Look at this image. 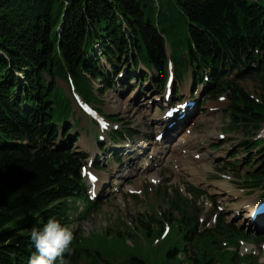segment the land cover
<instances>
[{
  "label": "trees",
  "instance_id": "trees-1",
  "mask_svg": "<svg viewBox=\"0 0 264 264\" xmlns=\"http://www.w3.org/2000/svg\"><path fill=\"white\" fill-rule=\"evenodd\" d=\"M177 2L188 21L179 40L169 34L175 33L177 20L164 16L161 7L157 21L147 17L146 7H156V0H0V264H28L35 252L31 229L40 228L49 217L71 227L74 198L90 200L82 175L87 157L73 147L81 120L68 91L58 85L59 78L73 80L76 87H69L71 94L101 105L103 96L95 92L93 83L100 81L106 91L113 88L123 63L136 73L126 78L136 77L140 84L146 80L159 94L165 89L170 63L175 73L171 99L175 100L181 97L176 69L185 64L193 72L194 84H202L204 97L228 99L224 109L230 119L228 129H242L248 136L261 129L264 5L252 0ZM247 78L258 82V96L241 86ZM107 117L119 122V116ZM133 131L129 125L122 126L113 132L118 134L114 138ZM241 148L250 154L244 186L260 188L264 169L252 171L251 150L264 155V141L248 138ZM190 190L207 195L195 186ZM171 204L179 216L169 212L162 218L179 220L189 243L197 245L205 238L221 244L228 238L238 246L240 240L251 238L222 216L213 227L198 231L200 209L192 206L191 199L178 193ZM72 231L73 251L64 254L67 264H79L85 257L107 262L100 252L81 247L78 232ZM175 253L172 250L170 255ZM188 255L199 263L216 262L208 251L201 258L196 251ZM247 257L236 249L232 260ZM122 264L146 261L132 256Z\"/></svg>",
  "mask_w": 264,
  "mask_h": 264
},
{
  "label": "rangeland",
  "instance_id": "rangeland-1",
  "mask_svg": "<svg viewBox=\"0 0 264 264\" xmlns=\"http://www.w3.org/2000/svg\"><path fill=\"white\" fill-rule=\"evenodd\" d=\"M252 1L264 5V0ZM160 7L164 16L177 20L175 33L169 34L179 40V33L188 28L181 6L177 0H156V7H146L147 17L157 21ZM164 26L168 27L166 23ZM176 52L180 53L178 49ZM122 65L113 88L106 91L100 81L93 83L95 92L103 96V103L92 102V105L106 116H119V123L110 120L107 128H98L77 107L75 95L69 92V82L61 78L57 80L58 85L68 91L77 112L76 118L81 120L76 127L80 138L73 141V147L88 157L85 180L89 195L92 194L90 173L97 172L100 181L98 184L93 181L99 190L96 200L92 197L90 200L75 197L73 200L75 213L72 214L71 228L80 236L79 245L100 252L109 264H122L132 256L144 259L146 264H203L202 260L199 263L188 255L194 256L195 251L200 258L204 251L211 253L216 258L214 264H264V218L255 221L252 216H246L249 207L241 204L244 200L260 199L264 191V183L256 189L244 186L245 162L250 163V154L241 148L248 138L264 141V124L249 136L242 129H228L230 119L224 113L228 99L224 95L203 99L200 85L194 88L193 72L185 64L176 69L180 80L176 87L183 98L175 100L166 99L146 80L140 84L136 77L126 78L128 74L136 73L128 65ZM240 84L258 96L260 87L255 78L241 80ZM170 101L174 104L171 106L179 105V108L173 110L166 125L162 119L168 116L165 113L170 110ZM188 101L195 106L189 109V113L180 112ZM162 124L170 131L162 129ZM125 125H129L133 133L116 140L114 137L118 134L110 130H120ZM161 135L163 137L159 139ZM183 135L186 138H182L180 146L185 147L178 151L184 158L178 163L177 159H168L166 154L173 152V143ZM238 150L240 153L232 157ZM258 152L257 149L251 150L255 158L251 164L254 173L264 169V155ZM237 160L241 162L234 166ZM191 186L203 189L207 195H197L190 190ZM178 193L190 198L192 206L200 209L198 231L213 227L217 216H222V220L231 226L250 234L249 240L239 242L237 246L240 255L250 256L234 262L232 257L236 246L228 238H223L221 244H211L205 238L197 245L195 241L187 242L186 227L181 226L179 220L162 218V215L170 216L169 212L173 217L179 216L171 204ZM172 250L177 253L170 255ZM107 262L85 257L79 264Z\"/></svg>",
  "mask_w": 264,
  "mask_h": 264
},
{
  "label": "clouds",
  "instance_id": "clouds-1",
  "mask_svg": "<svg viewBox=\"0 0 264 264\" xmlns=\"http://www.w3.org/2000/svg\"><path fill=\"white\" fill-rule=\"evenodd\" d=\"M30 240L35 252L28 264H67L64 254H71L74 234L70 226L56 217H49L40 228L33 227Z\"/></svg>",
  "mask_w": 264,
  "mask_h": 264
},
{
  "label": "bare ground",
  "instance_id": "bare-ground-1",
  "mask_svg": "<svg viewBox=\"0 0 264 264\" xmlns=\"http://www.w3.org/2000/svg\"><path fill=\"white\" fill-rule=\"evenodd\" d=\"M168 53H169V55L171 54V50H170V46H169V48H168ZM168 90H169V88H168ZM167 90V92L164 94L165 95V98L166 99H168V100H170V92ZM75 97L76 98H80L79 96H77V95H75ZM86 103V102H85ZM90 105H92V103H89ZM189 109H191V108H186V109H184V110H186V112L187 113H189L190 111H189ZM182 110H183V108H182ZM166 115V114H165ZM170 118V116H165L163 119H162V122H165V124H166V121L168 120ZM165 124H162V125H160L161 127H162V129L164 128V130L165 131H170V128H168ZM160 133V132H159ZM182 138H186L185 137V135H183V136H181L179 139H178V142H176V143H173V146H172V150H173V152H170L169 154L167 153L166 155H168L167 156V158L168 159H172L173 161L175 160V159H177V160H175V161H178V163L179 162H181V160H183V158H184V155L181 153V151H178L179 149H181L182 147L184 148L185 146H180L181 145V141H182ZM159 140V139H158ZM160 141V140H159ZM188 141H189V139H188ZM184 144V143H183ZM121 152V151H120ZM181 159V160H180ZM205 167H208V166H206V165H204ZM91 175H95V176H97L98 178H99V174L97 173V172H91L90 173ZM102 174H104V173H102ZM101 175V174H100ZM102 177L104 176V175H101ZM105 177V176H104ZM154 178H156V175H154L153 176ZM98 181H99V179H98ZM98 181H97V184H98ZM100 182V181H99ZM91 187H92V191L95 193V192H97V191H99L98 190V185L96 186V183L94 184V183H92L91 184ZM254 200V201H253ZM256 201H258V198L256 199V198H253V199H250V201L249 200H244V202H241V204L242 205H245V204H247L245 207L246 208H248V211L247 212H249L248 214H246V216H248V217H251V214H252V210H254V208H255V203H256ZM245 216V217H246ZM247 218V217H246ZM261 221H263V220H261ZM263 223V222H262ZM259 225V224H258Z\"/></svg>",
  "mask_w": 264,
  "mask_h": 264
},
{
  "label": "snow or ice",
  "instance_id": "snow-or-ice-1",
  "mask_svg": "<svg viewBox=\"0 0 264 264\" xmlns=\"http://www.w3.org/2000/svg\"><path fill=\"white\" fill-rule=\"evenodd\" d=\"M91 178H92L93 180H95V179H96V177H95V176H92Z\"/></svg>",
  "mask_w": 264,
  "mask_h": 264
},
{
  "label": "water",
  "instance_id": "water-1",
  "mask_svg": "<svg viewBox=\"0 0 264 264\" xmlns=\"http://www.w3.org/2000/svg\"><path fill=\"white\" fill-rule=\"evenodd\" d=\"M167 48H169V44H167ZM264 199V198H263Z\"/></svg>",
  "mask_w": 264,
  "mask_h": 264
}]
</instances>
